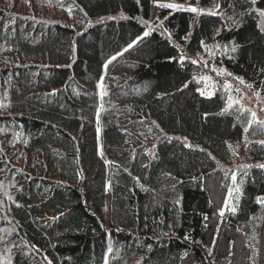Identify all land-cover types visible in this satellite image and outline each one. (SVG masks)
Masks as SVG:
<instances>
[{
    "label": "trees",
    "instance_id": "obj_1",
    "mask_svg": "<svg viewBox=\"0 0 264 264\" xmlns=\"http://www.w3.org/2000/svg\"><path fill=\"white\" fill-rule=\"evenodd\" d=\"M151 1L0 0V264H264V128L193 62L264 97V9Z\"/></svg>",
    "mask_w": 264,
    "mask_h": 264
},
{
    "label": "rangeland",
    "instance_id": "obj_2",
    "mask_svg": "<svg viewBox=\"0 0 264 264\" xmlns=\"http://www.w3.org/2000/svg\"><path fill=\"white\" fill-rule=\"evenodd\" d=\"M167 4H177L181 5V8L176 9H186L196 8L197 12H213L217 13L221 11V0H214L211 5L198 6L192 2H176L174 0H152L151 1V18L146 23V28L155 27L158 23V12L160 10V5ZM259 5L264 9V0H259ZM218 6V7H217ZM172 9V8H171ZM154 20H157L156 22ZM228 51L227 45L213 44L205 46L202 54L196 57V63L199 65V73L197 75V81L200 84V90L206 95H212L216 89L226 91L227 93V105L231 106L234 104H239L242 108L247 109L251 115V121L253 120L252 113L256 114L257 121H264V97L259 93L251 94L245 89L241 80L236 79L229 75L224 68L218 66L215 63V58L222 56ZM260 124V123H258ZM262 128V126L260 124ZM250 160L239 156L236 159L235 170L239 164H249ZM235 183L233 182L230 188L234 189ZM231 189V192H232ZM231 196H227L226 202H230Z\"/></svg>",
    "mask_w": 264,
    "mask_h": 264
},
{
    "label": "snow or ice",
    "instance_id": "obj_3",
    "mask_svg": "<svg viewBox=\"0 0 264 264\" xmlns=\"http://www.w3.org/2000/svg\"><path fill=\"white\" fill-rule=\"evenodd\" d=\"M251 3L253 5H255L256 3V0H251ZM160 7H167V8H172V9H176V8H181L182 6L181 5H177V4H167V5H160ZM218 7V6H217ZM189 11H192V12H197V11H203V10H198L196 8H189L188 9ZM256 11L259 13V15L261 17H264V10L262 9H256ZM262 31H264V28L261 29ZM149 33L148 32H145L144 35L147 36ZM137 39H140L139 37ZM136 43V41H133L132 44H129L128 45V48H131L133 47V45ZM203 43V42H202ZM128 49L126 48L125 51H127ZM232 51H236V47H233L232 48ZM116 57H112V59H115ZM183 60V57H181V61ZM195 63V61H193ZM106 67V66H105ZM237 79H240L241 80V83H243V80L241 78H237ZM203 94V93H202ZM252 117H253V120L250 121V124L251 123H260L262 126H264V121H257L256 120V114L253 112L252 113ZM262 144H264V141H261ZM189 147H191V145H188ZM261 167H264V166H261ZM233 180H235V176H233ZM238 191V189H237ZM229 196H231V192H229ZM259 202L261 203H264V199H261V198H257ZM233 211H235V209H232ZM223 214V212H221V215ZM108 252L110 253L111 252V248L108 249ZM105 264H108V259L105 258Z\"/></svg>",
    "mask_w": 264,
    "mask_h": 264
},
{
    "label": "bare ground",
    "instance_id": "obj_4",
    "mask_svg": "<svg viewBox=\"0 0 264 264\" xmlns=\"http://www.w3.org/2000/svg\"><path fill=\"white\" fill-rule=\"evenodd\" d=\"M223 1V0H222ZM57 86V85H56ZM62 87V86H61ZM84 96V95H83ZM1 169V168H0ZM41 255V254H40Z\"/></svg>",
    "mask_w": 264,
    "mask_h": 264
}]
</instances>
